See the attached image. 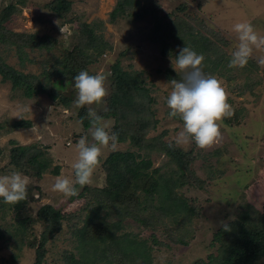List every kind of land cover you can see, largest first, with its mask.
I'll return each mask as SVG.
<instances>
[{
	"label": "rangeland",
	"instance_id": "obj_1",
	"mask_svg": "<svg viewBox=\"0 0 264 264\" xmlns=\"http://www.w3.org/2000/svg\"><path fill=\"white\" fill-rule=\"evenodd\" d=\"M51 1L0 0V12L8 5L15 6L14 13L2 24L4 37L0 42V59L14 70L36 76L45 84L44 72L57 68L56 59L74 47L81 25L102 22L101 33L111 51L102 54L88 72L102 73L106 77L108 92L111 80L109 68L115 61H119L124 71L136 75L153 100L152 120L156 123L146 131V137L163 134V140L169 144H174L177 133L182 129V121L179 117L169 119L166 97L171 91V84L165 73L167 70L176 72L172 60L179 49L188 46L194 50L191 40L195 35L197 40L209 37L231 59L238 43L234 24L249 22L260 35H264V0H140L139 8H145L147 14L137 20L128 13L115 18L111 16L117 3L123 0H70L69 13L62 19L44 7ZM168 16L169 19L166 18ZM163 17L166 21L175 20V23L184 26L181 30L183 35L176 34L169 39V33L164 35L163 40L171 51L168 57L161 55V43L153 41L160 35L157 30L162 25L158 23ZM26 34L52 36L56 43L45 46L49 48L20 46L18 40ZM220 40L225 44H221ZM260 57H264V50H254L252 58L244 66L245 70L244 67H232L231 74L235 76L232 80L225 76L228 73L225 68L215 73L228 92V102L234 109V115L221 122L220 142L208 149H200L194 142L177 146L198 156L190 163L189 170L197 182H203L184 184L179 189V194L192 207L189 219L181 221L184 214L176 217V224L166 219L167 229L161 226L155 229L144 227L133 216L121 221L117 236L134 237L137 243L143 244L137 248L145 252L150 264L206 261L207 256L216 251L210 243L213 233L222 228L221 221L229 223L238 220L254 232H264V65L258 62ZM248 73L252 74L253 84L256 80L260 81L253 89L240 95V86ZM48 83V88L69 100L68 105L49 98L47 94L26 98L21 89H14L10 81L2 82L0 77V175L18 171L29 178L25 208L33 218L41 206L50 205L63 214L76 215L82 221L97 203L99 189L106 182L104 170L107 166L104 161L108 155L113 151H133L142 158L144 154L127 141L118 142L114 150L110 146L102 148L101 163L93 174L92 182L83 188L77 185L83 197L70 200V197L52 191L57 177L51 173L52 170L58 167V176L73 178L72 164L78 157L76 143L82 136H88L91 142V135L90 126L84 128L82 124L83 120L89 121V106H75L74 84H66L60 79ZM105 98L101 104L90 106L100 116L106 111ZM19 120L28 122L30 127L12 129L11 124ZM102 120L109 132H114L121 124L110 117H102ZM16 147H33L49 160L50 165L40 179L35 178L26 166L28 152L22 157V166L15 167L10 163L9 154ZM149 158L151 169H159L160 174L169 175L174 171L173 166L166 164L167 158L163 154L153 153ZM212 175L215 179L208 178ZM139 199L145 209L138 207L133 209V213L140 219L155 210L153 206L157 205L158 198L149 203L140 194ZM11 206L0 199V264H34L35 247H30L29 243H38L43 224L34 223L22 237ZM105 212L102 208L100 216ZM158 216L159 213H156L150 217L149 225ZM106 220L111 223L118 219L107 217ZM73 225L79 228L82 222H62L61 231L55 233L44 247L42 264H66L63 259L67 253L78 256L79 240L70 233ZM168 231H174L185 244L171 240ZM258 264H264V261Z\"/></svg>",
	"mask_w": 264,
	"mask_h": 264
},
{
	"label": "trees",
	"instance_id": "obj_2",
	"mask_svg": "<svg viewBox=\"0 0 264 264\" xmlns=\"http://www.w3.org/2000/svg\"><path fill=\"white\" fill-rule=\"evenodd\" d=\"M139 1H120L111 16L115 18L128 13L133 15L136 20L140 19L147 12L145 8H139ZM70 5V0H52L44 7L62 19L69 13ZM14 11L15 6L8 5L0 12V42L4 37L2 24ZM164 17L161 18L164 21L161 22L160 19L161 21L158 23L162 25L157 30L160 35L156 39L153 38V41L161 43V55L168 57L171 51L163 40L164 35L169 33L168 39L176 34L183 35L184 32L181 30L184 29V26L175 23V20L166 21ZM166 18L169 19V16ZM101 27L102 22L81 25L76 33L74 47L64 51L62 56L56 59L57 68L44 72L47 83L40 82L36 76L14 70L0 59L1 81H10L12 87L21 89L26 98L47 94L49 98L58 99L63 105H68L69 100L60 96L56 90L48 88V82L60 79L64 80L66 84H74L73 77L76 74L81 70L90 72V67L95 66L99 57L105 52L111 51L109 43L103 39ZM197 38L198 36L195 35L191 44L198 54L205 57L201 65L202 70L206 74L215 76L217 71L225 68L226 72L228 71L225 76L232 80L235 76H232L231 68L228 67L230 58L222 48L218 47L209 37L199 38V40ZM18 42L20 46L49 48L45 46L47 44L53 46L56 40L48 35L26 34L21 36ZM220 43L225 44L223 40ZM245 69L246 67L243 68V70ZM165 74L168 80L180 79L182 76L180 72L176 73L172 70H167ZM247 75L244 84L240 86V95L253 89L255 84L260 81L256 80L253 84L250 76L252 74L248 73ZM109 77L111 80L109 94L105 98L106 111L101 117H110L116 119L117 124L121 123L114 131L118 133V142L127 141L131 147L142 152L144 157L141 158L133 151H113L108 155L104 161V165L107 166L104 170L106 182L99 189V199L95 200L97 203L92 206L82 221L78 216L63 214L50 205L41 206L33 218L26 211V200L11 204L19 227L18 231L22 237L26 236L27 231L34 223L41 222L43 224L44 228L39 234L38 243L36 245L29 243L30 247H35L34 264H42L45 254L44 247L55 233L61 231L62 222L67 221L69 224L73 220L77 223L82 222L81 227L75 228L74 224L73 230H70L71 235L79 240V253L77 257L72 253L65 254L63 260L66 264H150L151 261L145 252H140L137 248L143 244L137 243L134 237L129 239L126 235L117 236L116 232L121 228V221L128 216H133L144 227L150 226L155 229L161 226L167 229L166 219L170 223L176 224V217L184 214L181 221H186L193 212L187 200L179 194V189L184 184L203 183L202 181L197 182L189 170L190 163L198 156H194L192 151L184 152L175 145L173 148H169V143L163 140V134L146 137V131L153 128L156 123L152 120L153 100L147 95V90L142 87V82L136 75L122 69L119 61H115L110 66ZM237 87L239 88V86ZM82 122L84 128L90 126L89 121L83 120ZM29 127L30 124L23 120L11 124L12 129ZM26 153V166L35 178L40 179L50 163L49 160L43 158V154L39 150H34L33 147L27 149L16 147L9 154L10 163L15 167L22 166V157ZM153 153L163 154L167 158L166 164L173 166L174 171L169 175H164L159 173V169H151L149 156ZM51 173L58 176V167H55ZM208 178L215 179V176L212 175ZM140 194L149 203H153V199H158L157 205L153 206L155 210L145 218L139 219L134 216L133 209L142 207L139 199ZM83 196L81 193L78 196L70 197V200ZM102 208L106 212L100 216ZM143 209H145L144 206L141 210ZM156 213H159L158 218L149 225L148 219L154 217ZM107 217H115L118 220L109 223L106 220ZM228 224L231 231H224L220 228L213 233L210 246L216 248L215 253L209 254L206 261H197L195 264H258L260 261H264V232H254L238 220H233ZM168 234L171 240L177 244H185L174 231H168ZM154 241L156 242V240Z\"/></svg>",
	"mask_w": 264,
	"mask_h": 264
},
{
	"label": "clouds",
	"instance_id": "obj_3",
	"mask_svg": "<svg viewBox=\"0 0 264 264\" xmlns=\"http://www.w3.org/2000/svg\"><path fill=\"white\" fill-rule=\"evenodd\" d=\"M237 33L238 43L231 53L228 66L244 67L252 58L254 50H264V35H260L249 22H238L233 25ZM205 57L192 48L185 46L179 49L178 55L172 60V66L182 73L180 79H171V91L166 97V105L170 110L169 119L179 117L182 129L175 137V146L195 143L200 149H208L219 143L222 138L221 122L224 118L234 115V109L228 102L229 94L221 80L206 74L202 70ZM264 65V57L258 61ZM78 108L88 107L91 142L88 136H82L76 143L78 157L72 164L73 178L57 176L52 184V191L65 197H75L79 189L90 184L92 177L101 163L102 148L117 147L118 133L109 132L102 117L90 107L101 104L109 94L106 77L102 73L90 74L81 70L73 77ZM173 143L168 145L174 147ZM29 178L18 171L0 175V199L6 204H17L28 198ZM224 231H231L226 221H221Z\"/></svg>",
	"mask_w": 264,
	"mask_h": 264
}]
</instances>
